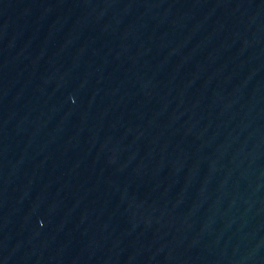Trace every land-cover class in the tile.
<instances>
[{"label": "water", "instance_id": "95a60500", "mask_svg": "<svg viewBox=\"0 0 264 264\" xmlns=\"http://www.w3.org/2000/svg\"><path fill=\"white\" fill-rule=\"evenodd\" d=\"M0 264H264V0H0Z\"/></svg>", "mask_w": 264, "mask_h": 264}]
</instances>
